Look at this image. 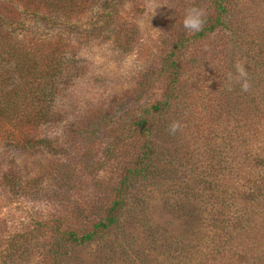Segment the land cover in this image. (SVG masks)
I'll return each instance as SVG.
<instances>
[{"label": "rangeland", "instance_id": "1", "mask_svg": "<svg viewBox=\"0 0 264 264\" xmlns=\"http://www.w3.org/2000/svg\"><path fill=\"white\" fill-rule=\"evenodd\" d=\"M212 2L124 0L103 31L98 7L81 11L63 112L35 149L0 136V264H264V0H224L226 28L191 39L185 8H203L205 26ZM96 119L94 136H72Z\"/></svg>", "mask_w": 264, "mask_h": 264}, {"label": "trees", "instance_id": "2", "mask_svg": "<svg viewBox=\"0 0 264 264\" xmlns=\"http://www.w3.org/2000/svg\"><path fill=\"white\" fill-rule=\"evenodd\" d=\"M123 1L0 0V136H10L17 146L27 143L32 149L37 148L35 145L41 140L34 138V135L41 128L43 132L52 128L50 126L63 112L56 110L54 100L67 87L69 81L76 78L75 67L71 65L75 52L68 46L71 43L68 35L78 28L79 14L84 8L98 7L101 10V20L90 27L103 31L115 22V15L121 11ZM223 2L224 0H213L215 9L211 23L205 25L200 32L193 33L191 39H201L205 32L211 33L218 27L226 28L222 21L226 14ZM172 57V54L168 55L169 59ZM164 69L168 70V75L177 76L175 61L166 64ZM168 100L169 96L165 95L162 101L153 104L145 113L148 114L150 110L160 111L167 105ZM99 121L110 124L108 116H101ZM97 122V119L93 120L91 125L87 127L84 124L80 129L74 125L71 134L84 128L83 135L94 136L93 129ZM145 123L146 119L140 118L134 126L150 137L151 130L144 126ZM144 149L146 155L151 152V146L146 143ZM128 172L119 181L118 195L130 175L140 174L134 169ZM116 198L111 210L118 204L121 196ZM82 213L84 214L82 211L79 214ZM115 224L116 218L109 215L92 227L105 231ZM64 234L74 243L90 241L92 237L90 232L78 237L72 230H66ZM218 252L220 251L217 250L216 253Z\"/></svg>", "mask_w": 264, "mask_h": 264}, {"label": "clouds", "instance_id": "3", "mask_svg": "<svg viewBox=\"0 0 264 264\" xmlns=\"http://www.w3.org/2000/svg\"><path fill=\"white\" fill-rule=\"evenodd\" d=\"M157 8L153 9L154 10ZM155 14V12H154ZM206 22V12L203 8L197 7V6H189L186 7L183 13L182 17V27L187 30L189 33H198L203 29V26ZM236 72L239 73L240 77L246 76V71L242 65H236ZM232 74H228V79L232 80ZM242 90L247 91L248 90V83L245 80L242 85ZM179 127L178 123H173L171 125V131L175 132L177 128Z\"/></svg>", "mask_w": 264, "mask_h": 264}]
</instances>
